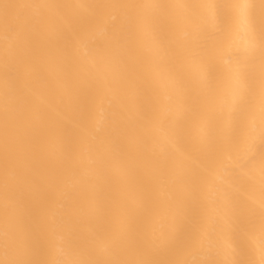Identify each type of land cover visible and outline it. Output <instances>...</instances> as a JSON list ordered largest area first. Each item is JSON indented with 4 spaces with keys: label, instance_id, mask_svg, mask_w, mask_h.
<instances>
[{
    "label": "bare ground",
    "instance_id": "6f19581e",
    "mask_svg": "<svg viewBox=\"0 0 264 264\" xmlns=\"http://www.w3.org/2000/svg\"><path fill=\"white\" fill-rule=\"evenodd\" d=\"M0 264H264V0H0Z\"/></svg>",
    "mask_w": 264,
    "mask_h": 264
}]
</instances>
